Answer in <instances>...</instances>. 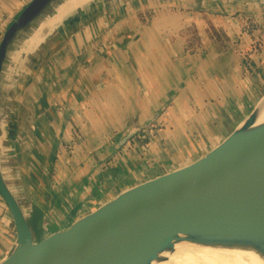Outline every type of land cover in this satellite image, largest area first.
<instances>
[{
    "label": "crops",
    "instance_id": "crops-1",
    "mask_svg": "<svg viewBox=\"0 0 264 264\" xmlns=\"http://www.w3.org/2000/svg\"><path fill=\"white\" fill-rule=\"evenodd\" d=\"M30 1L0 0V30ZM84 6L50 30L47 44L61 26L1 115V164L14 168L10 186L36 241L203 157L251 114L264 85V25L244 28L241 0ZM213 29L240 39L221 48ZM23 47L34 52L26 42L17 54ZM16 240L0 195V262Z\"/></svg>",
    "mask_w": 264,
    "mask_h": 264
},
{
    "label": "water",
    "instance_id": "water-1",
    "mask_svg": "<svg viewBox=\"0 0 264 264\" xmlns=\"http://www.w3.org/2000/svg\"><path fill=\"white\" fill-rule=\"evenodd\" d=\"M55 1L31 0L2 38L0 120L9 60ZM258 115L257 105L200 159L121 192L41 241L0 158V195L17 233L14 249L0 264H166L180 244L252 252L264 260V122L258 123Z\"/></svg>",
    "mask_w": 264,
    "mask_h": 264
},
{
    "label": "bare ground",
    "instance_id": "bare-ground-1",
    "mask_svg": "<svg viewBox=\"0 0 264 264\" xmlns=\"http://www.w3.org/2000/svg\"><path fill=\"white\" fill-rule=\"evenodd\" d=\"M59 1V0H58ZM92 0H60L53 8L52 15L48 22L43 26L42 23L45 21L46 17L41 16V18L37 21V27L34 29L33 37H29L27 46L32 43H41L43 39L50 33V30L56 28L62 20L66 19V17L72 16L76 11H79L85 3H89ZM43 17V19H42ZM40 27V28H39ZM39 28V29H38ZM38 29V30H37ZM37 31V33H35ZM25 42V44H26ZM42 44V43H41ZM40 44V45H41ZM39 45V46H40ZM26 46V45H25ZM22 48V47H21ZM23 47V51H24ZM20 50V49H19ZM18 53V52H17ZM18 55V54H17ZM4 83V82H3ZM5 87V85L3 86ZM259 107V115H258V123L264 122V98L260 100L258 103ZM3 174L5 179L12 185L11 180L9 179L7 169H9L8 162L3 163ZM169 263L166 264H264V260L261 259L258 255L252 252H244V251H225V250H213L207 249L197 246L191 245H182L177 246L176 252L169 256ZM164 264V263H163Z\"/></svg>",
    "mask_w": 264,
    "mask_h": 264
},
{
    "label": "rangeland",
    "instance_id": "rangeland-1",
    "mask_svg": "<svg viewBox=\"0 0 264 264\" xmlns=\"http://www.w3.org/2000/svg\"><path fill=\"white\" fill-rule=\"evenodd\" d=\"M60 1V0H59ZM58 0H56L54 2V4L46 11V13L43 15V17H46L47 15L49 16L50 14H52V12L58 7L59 4H57L59 2ZM64 1V0H63ZM94 1V0H92ZM91 1V3H92ZM97 1V0H96ZM105 2H107V0H104ZM242 3L244 2L245 6L243 7L244 11H247L246 13L243 14V20H244V28H249V26L254 22L257 23L258 25H260L261 27L264 25V15L261 13H264V0H241ZM57 4V7L53 10L54 6ZM90 6V5H89ZM87 8H83L85 6H82L81 9H79V11H76L74 15L69 16L68 18H66L63 22H65L66 20H69L71 18H74L78 13H80L81 11H84ZM53 10V11H52ZM42 17V19H43ZM37 27V24L32 28L31 33L33 34L34 29ZM60 27H58L56 29V31L52 34V37L50 38L49 42L47 44V40L44 39L41 41V43H32L31 45H29L28 47H31V50H34L35 47L39 46L40 44L42 45L41 50H34V52L32 53H25L24 51L21 52V54H15L10 60L9 63L6 67L5 73H4V95H7V91H9L8 93L9 96L5 98V108L7 109L9 107V104L11 105L13 103L12 99H15V96L17 95V84L19 82V80H21L22 78V73L25 72V70H27V68L32 65V63H34L36 60H38L46 51L47 49L49 50V46L54 42V40L52 38L58 37L59 36V32H60ZM31 37V36H30ZM236 38L233 39V36H227L225 33L223 32H219L216 29L211 30V35L209 36V38L211 40H213L217 45H219L221 48H224L226 45H229V43H231L234 40H239L240 38L235 36ZM53 40V41H52ZM47 44V46H45ZM257 44V48L261 49L260 45L261 42H256ZM40 45V46H41ZM30 50V51H31ZM21 51V49H20ZM249 60V58L244 59V62L247 63L246 61ZM260 98H259V102L260 100L264 97V85L260 86ZM258 102V103H259ZM258 105V104H257ZM256 105V106H257ZM11 107H9L10 109ZM9 164V168H12V166H10ZM14 167V166H13ZM16 167V166H15ZM14 171V168H12ZM8 174H10V172H8ZM11 174H13V178L15 175V171L12 172Z\"/></svg>",
    "mask_w": 264,
    "mask_h": 264
},
{
    "label": "built area",
    "instance_id": "built-area-1",
    "mask_svg": "<svg viewBox=\"0 0 264 264\" xmlns=\"http://www.w3.org/2000/svg\"><path fill=\"white\" fill-rule=\"evenodd\" d=\"M6 31L0 30V43Z\"/></svg>",
    "mask_w": 264,
    "mask_h": 264
}]
</instances>
